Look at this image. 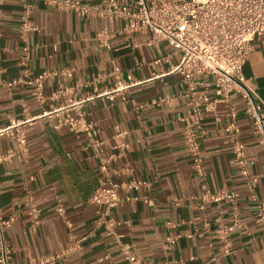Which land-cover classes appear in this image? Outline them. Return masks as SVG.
<instances>
[{
  "label": "crops",
  "instance_id": "0c3cea01",
  "mask_svg": "<svg viewBox=\"0 0 264 264\" xmlns=\"http://www.w3.org/2000/svg\"><path fill=\"white\" fill-rule=\"evenodd\" d=\"M85 1L97 5L98 11L81 16L29 0L38 28L27 32L21 28L24 1L0 3V76H23L25 67L28 76L48 72L43 101L34 96L31 84H0V154L15 143L17 127L27 138L24 151L0 159V207L4 215L15 216L6 228L12 264H37L49 255L57 257L46 264H127L117 235L133 244L144 264H264V217H258V202L264 198V156L243 98L233 93L204 110L199 140L205 175H200L180 118L189 107L183 94L187 84L179 71L169 70L179 56L156 62L172 50L169 43L162 42L160 51L148 42L149 30L127 33L120 17L102 12L103 0ZM104 27L110 32L108 46L97 37ZM25 47L27 64L22 62ZM244 73L264 108L261 36L253 40ZM118 80L130 85L118 90ZM60 88L67 91L50 97ZM166 95L172 99L153 101ZM86 97L81 106L96 123L100 154L86 133L57 125L64 114L61 106L70 98ZM231 106L237 110L250 170L258 178L253 190L239 171L231 135L225 130ZM69 110L76 112L75 107ZM18 121L21 125L3 130ZM119 130L126 131L123 137L117 135ZM120 141L128 145L117 146ZM101 156L110 158L111 178L122 183L121 201L110 212L117 220L111 234L95 226L96 206L91 201L102 174ZM132 179L140 184L129 186ZM203 183L212 190H236L239 197L235 203L223 199L201 207ZM58 197L70 224L56 212ZM32 202L40 209L36 228L29 215ZM235 213L239 222L227 237L231 251L224 252L225 239L218 228L231 224Z\"/></svg>",
  "mask_w": 264,
  "mask_h": 264
},
{
  "label": "built area",
  "instance_id": "2783aa9c",
  "mask_svg": "<svg viewBox=\"0 0 264 264\" xmlns=\"http://www.w3.org/2000/svg\"><path fill=\"white\" fill-rule=\"evenodd\" d=\"M4 0H0V3ZM25 7L21 14V28L27 32L38 28L31 18L32 6L29 0H23ZM46 4L76 12L81 16L90 15L98 11L99 7L85 0H42ZM102 12L111 18L120 17L123 20L122 29L127 33L147 29L150 32L148 42L158 46L167 42L172 50L157 57L156 62L163 59L170 60L173 55H178L177 62H170V71H179L187 84L183 92L188 96L189 107L187 112L180 116L184 121L183 136L185 144L193 158V164L197 172L204 176L205 167L200 154L199 133L203 131L202 121L204 110L215 106L219 101L229 100L231 94H239L244 100V111L252 118L258 143L264 156V108L262 99L256 86L250 82L244 73V65L253 47V40L257 36L264 38V0H135L132 4L120 0H103ZM109 31L102 28L97 37L104 45H109ZM29 60L28 47H25L22 62L27 64ZM119 70L118 67H115ZM28 67L24 69V75L5 80L0 76V84L7 82L13 85L19 82L31 84L34 96L43 101L46 95L43 92V82L48 72H42L35 76H28ZM70 73V72H69ZM130 83L118 80L116 89H123ZM198 85L202 89H198ZM67 88L54 90L50 97H56ZM83 99L74 100L61 106L64 114L58 117L57 125L67 124L72 130L84 132L98 147L100 154L101 141L96 138V123L88 119L82 108ZM171 95L154 99V102L170 101ZM75 107L76 112L69 109ZM22 122H13L3 128L8 131L11 125L19 126ZM2 130V131H3ZM225 130L231 135L236 154V163L239 171L245 178L246 185L253 190L258 178L250 170L251 160L246 156L245 144L240 138V125L237 121L235 106L230 108V118L225 125ZM125 130H119L117 135L124 136ZM15 143L6 154H0V159L5 155L22 152L27 147L26 132L22 127H17ZM126 141H120L117 146L126 147ZM109 157L101 156L99 185L95 188L91 201L96 206V227H105L107 233L114 232L117 220L110 214L111 208L121 201L119 189L122 186L111 178L109 171ZM140 181L132 179L128 185L138 186ZM54 188V186H52ZM58 196V194L56 193ZM202 199L201 207L207 202L223 199L235 203L239 197L236 190L225 188L212 190L203 183L199 193ZM258 217H264V198L258 202ZM56 212L68 224L70 219L67 210L58 197ZM40 209L32 202L29 209L30 220L36 228L40 223ZM15 216L4 215L0 207V264H12V248L6 236V228L14 221ZM239 219L235 213L231 224H220L218 231L224 237V252L231 251L230 241L227 239L231 231L238 224ZM169 239H172L169 237ZM119 249L125 255L127 264H144L142 257L136 251L133 244L120 239ZM57 256L49 255L41 259L37 264L52 262Z\"/></svg>",
  "mask_w": 264,
  "mask_h": 264
}]
</instances>
